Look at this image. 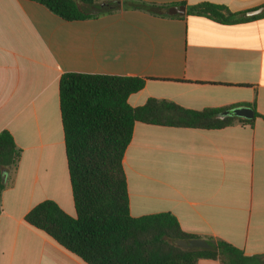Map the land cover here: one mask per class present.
<instances>
[{"label": "crops", "instance_id": "obj_1", "mask_svg": "<svg viewBox=\"0 0 264 264\" xmlns=\"http://www.w3.org/2000/svg\"><path fill=\"white\" fill-rule=\"evenodd\" d=\"M96 1L99 16L69 22L33 1L0 0V134L22 151L1 195L0 264H85L25 221L47 200L76 216L60 108L65 73L147 79L133 107L150 98L197 111L254 106L252 125L136 123L123 163L133 217L170 213L188 234L264 255V17L221 25L188 14L201 3L246 14L264 0ZM126 1L186 13L166 18Z\"/></svg>", "mask_w": 264, "mask_h": 264}, {"label": "trees", "instance_id": "obj_2", "mask_svg": "<svg viewBox=\"0 0 264 264\" xmlns=\"http://www.w3.org/2000/svg\"><path fill=\"white\" fill-rule=\"evenodd\" d=\"M39 3L65 21L99 16L96 0H28ZM114 6V2H109ZM125 6L153 15L168 14L171 5L126 1ZM115 7V6H114ZM188 14L221 25H234L264 17L246 18L224 5L201 3ZM147 79L110 75L65 73L60 78V108L65 147L76 216L66 213L56 202L44 201L34 207L25 221L45 233L85 264H199L202 259L223 264H264V255L248 256L237 247L217 240L212 249H183L176 241L197 239L184 232L170 213L133 217L123 159L136 123L188 128L223 129L235 123L253 124L254 118L224 116L238 107L184 108L173 101L150 98L138 107L129 103L131 95L143 90ZM22 151L13 136L0 134V213L3 177L17 167ZM211 240V239H208Z\"/></svg>", "mask_w": 264, "mask_h": 264}, {"label": "water", "instance_id": "obj_3", "mask_svg": "<svg viewBox=\"0 0 264 264\" xmlns=\"http://www.w3.org/2000/svg\"><path fill=\"white\" fill-rule=\"evenodd\" d=\"M186 7L184 5L174 6L169 9L168 14L171 16L174 15H185ZM264 14V6L247 12L244 16L246 18L257 17ZM222 117L224 116H235L243 119H252L254 117V111L249 107H238L233 110L225 111L221 114ZM6 177L4 176L2 181L5 182ZM176 244L183 249H212L213 247L217 246V242L215 240H208V239H191L188 241H176Z\"/></svg>", "mask_w": 264, "mask_h": 264}]
</instances>
